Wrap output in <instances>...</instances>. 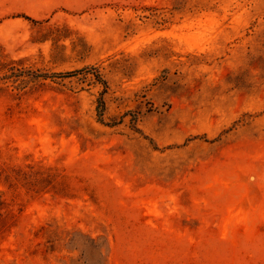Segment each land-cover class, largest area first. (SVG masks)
Instances as JSON below:
<instances>
[{
    "label": "rangeland",
    "instance_id": "374dc122",
    "mask_svg": "<svg viewBox=\"0 0 264 264\" xmlns=\"http://www.w3.org/2000/svg\"><path fill=\"white\" fill-rule=\"evenodd\" d=\"M0 264H264V0H0Z\"/></svg>",
    "mask_w": 264,
    "mask_h": 264
},
{
    "label": "trees",
    "instance_id": "16d2710c",
    "mask_svg": "<svg viewBox=\"0 0 264 264\" xmlns=\"http://www.w3.org/2000/svg\"><path fill=\"white\" fill-rule=\"evenodd\" d=\"M70 72H64V75H69ZM94 77L97 81L101 82L104 86H105V80L102 79L99 75L98 72L94 73ZM105 108V103L102 97H99L97 100V105H96V114H97V118L99 119V121H101L102 119V115H103V111Z\"/></svg>",
    "mask_w": 264,
    "mask_h": 264
}]
</instances>
